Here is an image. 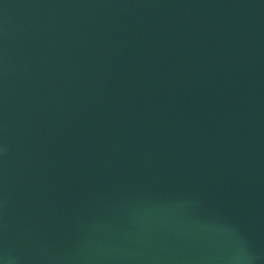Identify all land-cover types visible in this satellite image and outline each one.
<instances>
[{
	"label": "water",
	"instance_id": "water-1",
	"mask_svg": "<svg viewBox=\"0 0 264 264\" xmlns=\"http://www.w3.org/2000/svg\"><path fill=\"white\" fill-rule=\"evenodd\" d=\"M0 264H264V0H0Z\"/></svg>",
	"mask_w": 264,
	"mask_h": 264
}]
</instances>
